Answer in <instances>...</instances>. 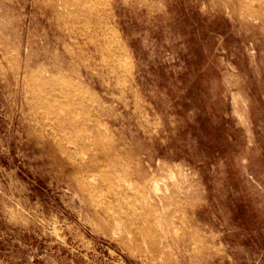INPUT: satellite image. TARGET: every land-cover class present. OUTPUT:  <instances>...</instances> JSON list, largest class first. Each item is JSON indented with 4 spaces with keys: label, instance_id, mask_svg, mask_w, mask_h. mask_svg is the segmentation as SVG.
<instances>
[{
    "label": "rangeland",
    "instance_id": "374dc122",
    "mask_svg": "<svg viewBox=\"0 0 264 264\" xmlns=\"http://www.w3.org/2000/svg\"><path fill=\"white\" fill-rule=\"evenodd\" d=\"M76 3L0 0V264H264V0Z\"/></svg>",
    "mask_w": 264,
    "mask_h": 264
},
{
    "label": "bare ground",
    "instance_id": "6f19581e",
    "mask_svg": "<svg viewBox=\"0 0 264 264\" xmlns=\"http://www.w3.org/2000/svg\"><path fill=\"white\" fill-rule=\"evenodd\" d=\"M82 2H83V0H77V3H76L77 6L78 5L80 6ZM91 4H92V2H91ZM90 8H89V10L92 9V8L91 9ZM89 10H84V11L88 12ZM89 12H92V11H89ZM89 30H90V28H89ZM90 32H91V30H90ZM108 32L109 31H107V33ZM82 39L87 44L91 43L98 50L99 49L103 50L105 48L101 45V42L98 40V38L92 39L90 37H87L86 35H82ZM2 54H3V52H2ZM50 83L48 81L42 80V82L40 83L39 89L37 90V94H42L43 91L45 89H47L48 84H50ZM21 89H23V88H21ZM49 105H50V103H49ZM29 112H31V111H29ZM78 146L83 147L84 141H79ZM73 157L75 158V161L77 162V164H79L80 154L76 153L75 155H73ZM80 166H82L85 169L90 168V166L88 164H82ZM91 177L92 176L89 174V176H86V178L85 177L84 178L87 179V178H91ZM89 184L90 183H85V184L83 183V187L91 186L90 188L92 191L97 190L98 186L91 185V184L89 185ZM106 187L109 190V192H107L105 194L95 192L96 194L93 195L92 206L94 207L95 213L96 214H102L106 218V220L107 219L113 220L118 229H120L124 226L126 229V232L128 233L129 236L134 235L137 232H142L145 229V224H147L149 222L148 221V213L146 211L142 210L143 204L145 202L144 199L142 200L141 197L132 196L130 194V192H128L126 190V188L122 184H120L119 181L118 182L110 181V182L106 183ZM88 190H89V188H88ZM110 222H112V221H110ZM199 236H200V234H199ZM152 243L154 246L162 247L161 248L162 250H164L166 247L164 237L159 238V239L153 238Z\"/></svg>",
    "mask_w": 264,
    "mask_h": 264
}]
</instances>
